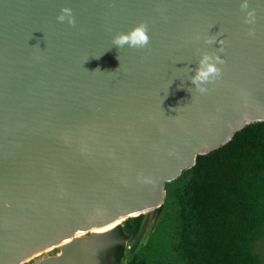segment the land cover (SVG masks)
Wrapping results in <instances>:
<instances>
[{
	"label": "water",
	"instance_id": "1",
	"mask_svg": "<svg viewBox=\"0 0 264 264\" xmlns=\"http://www.w3.org/2000/svg\"><path fill=\"white\" fill-rule=\"evenodd\" d=\"M241 2L0 0V264H119L166 181L264 120V0L252 37ZM141 21L147 48L112 44ZM217 32L223 75L200 94Z\"/></svg>",
	"mask_w": 264,
	"mask_h": 264
},
{
	"label": "trees",
	"instance_id": "2",
	"mask_svg": "<svg viewBox=\"0 0 264 264\" xmlns=\"http://www.w3.org/2000/svg\"><path fill=\"white\" fill-rule=\"evenodd\" d=\"M139 214L119 264H264V120L197 154L164 183L160 208Z\"/></svg>",
	"mask_w": 264,
	"mask_h": 264
},
{
	"label": "clouds",
	"instance_id": "3",
	"mask_svg": "<svg viewBox=\"0 0 264 264\" xmlns=\"http://www.w3.org/2000/svg\"><path fill=\"white\" fill-rule=\"evenodd\" d=\"M240 10L244 13L243 23L252 26L247 29V35L250 37L255 36L254 25L257 22V9L250 7L249 0H242ZM157 11H160L163 15V10L157 9ZM57 21L61 23L67 22V24L72 27L76 25V19L73 14V10L70 7H63L61 9L60 14L57 16ZM148 33V22L141 21L129 31L119 32L114 35L112 38V44L119 49L126 45L131 49H144L147 48L150 43V36ZM218 35L222 36V33L217 32V35L205 38L206 44L212 45L218 42L219 48L216 52L212 53L207 51L201 52L200 59L197 62V67L192 70L194 74L191 76L190 81L191 84L194 85L195 91L200 94L207 93L208 88L206 85L215 83L223 75V70L220 65H224L226 61L218 53H223L225 51V46L228 42L226 39L217 40ZM145 182L153 183L150 179Z\"/></svg>",
	"mask_w": 264,
	"mask_h": 264
},
{
	"label": "rangeland",
	"instance_id": "4",
	"mask_svg": "<svg viewBox=\"0 0 264 264\" xmlns=\"http://www.w3.org/2000/svg\"><path fill=\"white\" fill-rule=\"evenodd\" d=\"M152 219H153V217H151V215L147 217L146 222L144 223V228L145 229H147V227L151 224ZM262 245H263V243H259V244L256 245V247L261 248ZM57 251H58V247H56L55 250L54 249H50L49 250V254H53V253H55ZM262 252H260V250H258V253L260 254L261 258H262L263 254H264L263 250H262Z\"/></svg>",
	"mask_w": 264,
	"mask_h": 264
},
{
	"label": "bare ground",
	"instance_id": "5",
	"mask_svg": "<svg viewBox=\"0 0 264 264\" xmlns=\"http://www.w3.org/2000/svg\"><path fill=\"white\" fill-rule=\"evenodd\" d=\"M91 230H92V228H91Z\"/></svg>",
	"mask_w": 264,
	"mask_h": 264
}]
</instances>
